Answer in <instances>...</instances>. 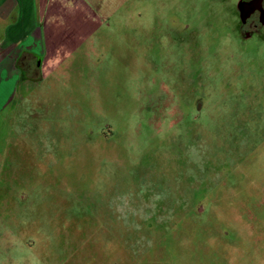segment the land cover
Instances as JSON below:
<instances>
[{
	"label": "rangeland",
	"instance_id": "374dc122",
	"mask_svg": "<svg viewBox=\"0 0 264 264\" xmlns=\"http://www.w3.org/2000/svg\"><path fill=\"white\" fill-rule=\"evenodd\" d=\"M65 1L0 121V264H264V4Z\"/></svg>",
	"mask_w": 264,
	"mask_h": 264
},
{
	"label": "crops",
	"instance_id": "0c3cea01",
	"mask_svg": "<svg viewBox=\"0 0 264 264\" xmlns=\"http://www.w3.org/2000/svg\"><path fill=\"white\" fill-rule=\"evenodd\" d=\"M57 1L0 0V121L57 68Z\"/></svg>",
	"mask_w": 264,
	"mask_h": 264
},
{
	"label": "flooded vegetation",
	"instance_id": "af4514ba",
	"mask_svg": "<svg viewBox=\"0 0 264 264\" xmlns=\"http://www.w3.org/2000/svg\"><path fill=\"white\" fill-rule=\"evenodd\" d=\"M243 1H247V0H243ZM260 4L263 6L264 0H260ZM254 20L255 19H254L253 16H249V19H246L245 28H248V29H249V27L251 28L247 32L254 31V30L258 29L261 26V25H259V22L254 21ZM259 20L261 21V19H259Z\"/></svg>",
	"mask_w": 264,
	"mask_h": 264
},
{
	"label": "water",
	"instance_id": "95a60500",
	"mask_svg": "<svg viewBox=\"0 0 264 264\" xmlns=\"http://www.w3.org/2000/svg\"><path fill=\"white\" fill-rule=\"evenodd\" d=\"M243 16H245L244 13H243Z\"/></svg>",
	"mask_w": 264,
	"mask_h": 264
}]
</instances>
